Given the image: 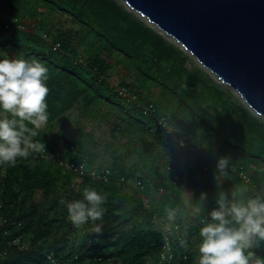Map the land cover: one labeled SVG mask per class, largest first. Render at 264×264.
I'll return each instance as SVG.
<instances>
[{"label":"trees","instance_id":"16d2710c","mask_svg":"<svg viewBox=\"0 0 264 264\" xmlns=\"http://www.w3.org/2000/svg\"><path fill=\"white\" fill-rule=\"evenodd\" d=\"M0 1L16 13L13 22L0 16V45L15 57L2 61L14 68L31 59L13 81L28 97L3 120L13 131L11 141L0 134V264H54L49 254L62 264H159L166 234L171 264H264V223L253 212L240 220L234 210L255 199L264 212L263 119L118 0ZM56 12L81 28L54 30ZM28 18L36 22L33 29L26 28ZM114 52L136 72L140 89L132 108L107 78ZM4 64L1 81L8 77ZM146 103L154 104L153 114L142 109ZM102 104L103 115L118 111L114 137L139 130L137 136L151 138L149 148L135 144L127 152L139 155L140 175L119 160L120 146L112 140L107 146L115 159L104 168L109 178L81 174L69 164L90 170L93 147L61 153L37 127V120L51 123L72 108L97 111ZM159 115L173 124L174 135L159 124ZM181 136L200 150L181 145ZM123 178H136L141 188L153 186L162 196L148 203ZM249 184L254 189L226 207ZM186 191L194 194V214Z\"/></svg>","mask_w":264,"mask_h":264},{"label":"rangeland","instance_id":"374dc122","mask_svg":"<svg viewBox=\"0 0 264 264\" xmlns=\"http://www.w3.org/2000/svg\"><path fill=\"white\" fill-rule=\"evenodd\" d=\"M19 1L23 2V0ZM118 2H120L126 9L134 12L149 26L159 31L176 46L181 48L190 57L193 65L198 66L202 70H204L208 74V76L216 81L222 88L231 91L238 99V101L244 104L247 109L264 120V116L257 113L253 108H251L246 103L244 98L237 92V90L232 88L229 84L224 83L214 72H212L209 68H206L174 37L169 36L166 32L158 28V26L150 22L140 12L131 8L124 0H118ZM15 14L16 13L11 10V5H9L6 1H0V16L4 20H7V22H13L16 19ZM35 24L36 22L33 19L28 18L26 28H32L35 26ZM52 27L54 28V30L63 27H72L77 30L81 28V24L78 23L72 16L66 13L56 12L52 20ZM87 50L88 48L86 45L80 47V52L83 54ZM5 55L10 56L11 59H15L14 53L12 51L6 50V48L0 45V65L4 64L2 60ZM108 59L112 66L109 70L107 78L114 84L117 90L122 86V83H130L133 90L140 89L136 81V72L123 55L114 52L108 55ZM17 63V66L14 68H7V65L4 64L6 65L5 68H7L8 77L5 81L0 80V104L2 103L0 109L1 119L5 118L9 113L15 112L17 108H19V105H21V103L24 102L28 97L27 92L21 95L18 94L17 88L13 86V81L16 73L20 72L23 68L30 66L31 59H20L19 61H17ZM157 91L158 89L155 90L154 94H152L149 99H155ZM128 104L129 108H132L130 107L132 102L128 101ZM104 111V104H102L101 108H99L97 111L94 110L93 106L89 109L72 108L63 116L59 117L51 123H46L43 120H37V127L46 135V141L56 143V148H58L61 153H66L70 149L75 150L76 148L81 149L86 147H93V161L91 162L93 167L90 170L96 172L112 165V161L115 158L112 155L111 148L107 146V143L112 140L116 143V145L120 146V150L118 152L119 160L122 161L124 165L128 166V168H130L135 175H140V171L137 169V164L139 165L140 163L139 155L137 153L128 155L127 152L128 150H131L135 144H139V149L149 148L151 138L147 134L137 136L139 130L127 131L124 134L117 133L116 137H114L112 134L114 123L115 121L120 120L118 118V111L103 115ZM128 125L129 123L127 121H124V126ZM190 144H192V141H190ZM157 149L159 151H162V145H159ZM196 150H200V147L196 146ZM169 174H172V172ZM120 181L127 188L141 195L143 199L148 203L152 202L155 199H160L162 196V192L155 190L153 186L144 189L138 186L136 178H130L126 181L120 179ZM244 188L245 189L238 188V190L234 192L236 190V186L233 185V188L231 190L234 193L225 204L226 207L233 205L235 199L237 198L243 199L245 197L246 190L254 189V187L250 184L248 187ZM184 198L188 204V207L190 208V213L194 214V211L196 210L193 204L194 194L190 191H186L184 193ZM234 210L236 214H238L237 216L240 220L244 218L245 214L250 213L247 205ZM168 225L169 224L166 223V226ZM262 235H264V230L262 232Z\"/></svg>","mask_w":264,"mask_h":264},{"label":"water","instance_id":"95a60500","mask_svg":"<svg viewBox=\"0 0 264 264\" xmlns=\"http://www.w3.org/2000/svg\"><path fill=\"white\" fill-rule=\"evenodd\" d=\"M264 116V0H124Z\"/></svg>","mask_w":264,"mask_h":264},{"label":"built area","instance_id":"2783aa9c","mask_svg":"<svg viewBox=\"0 0 264 264\" xmlns=\"http://www.w3.org/2000/svg\"><path fill=\"white\" fill-rule=\"evenodd\" d=\"M59 47H60V42H57L53 45V48L55 50L59 49ZM119 92H120L121 96L126 98L128 101H137V99H138V94H137L135 89L133 90L132 88H129L126 86H121L119 88ZM141 107L145 113L153 114L155 112V106L153 103L142 104ZM157 118H158L159 124H161L163 127H165L168 132H170L173 135L176 133L175 127L168 122L166 116L159 115ZM3 120H4V118L3 119L0 118V134L5 138V140L7 142H9L12 139L13 131L10 128H6L5 126H3ZM177 140L183 146H190L191 145L190 141L187 139L186 136L177 137ZM191 147L193 149H196V146L191 145ZM69 166L74 167L75 170L80 172L81 174L84 173L85 171H89L93 175H96L98 177H103L106 179L109 178V176H110V170L109 169H103L101 171L96 172V171L87 170L83 164L82 165L69 164ZM241 176H243L245 182L250 181V177L246 173L241 172ZM122 180L126 181L124 178ZM137 185L142 187L141 181H137ZM258 195L259 194H257V196ZM247 206L250 210V215H252L251 213L253 212V214L257 215L262 220V222L264 223V212L261 211L259 209V207H256V200L255 199L249 200L247 202ZM14 242L17 243L21 249H27L28 248V244L21 242L19 239H15ZM48 258L54 264H62L61 260L56 258L53 254H49ZM172 258H173L172 245L170 242L169 235L166 234L164 246H163V251L161 253V259L159 261V264H164V263L165 264H171ZM70 264H74V263H70Z\"/></svg>","mask_w":264,"mask_h":264}]
</instances>
